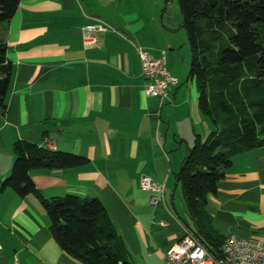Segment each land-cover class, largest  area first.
<instances>
[{"label":"crops","instance_id":"obj_1","mask_svg":"<svg viewBox=\"0 0 264 264\" xmlns=\"http://www.w3.org/2000/svg\"><path fill=\"white\" fill-rule=\"evenodd\" d=\"M166 3L21 0L0 27L13 64L7 111L0 113V264H82L53 238L35 195L1 189L19 139L89 159L79 168L34 171L32 179L48 198H100L133 264H163L188 232L187 207L176 201L177 176L197 135L205 138L216 127L201 112L188 73L183 19L166 18ZM99 21L110 29L85 31ZM139 47L155 58L165 53L169 72L179 77L164 99L145 92ZM143 176L165 184L160 207L141 189ZM208 211L223 236L264 243V146L234 158L217 194L208 197Z\"/></svg>","mask_w":264,"mask_h":264},{"label":"trees","instance_id":"obj_2","mask_svg":"<svg viewBox=\"0 0 264 264\" xmlns=\"http://www.w3.org/2000/svg\"><path fill=\"white\" fill-rule=\"evenodd\" d=\"M177 1L191 48L189 76L197 85L201 112L216 127L205 138L197 135L177 178L190 217L189 231L221 258L225 236L213 225L208 197L217 194L219 181L237 155L264 146V0ZM20 2L0 0V27L13 18ZM203 24L209 25V34ZM7 53L8 45L0 38L2 114L7 111L13 77V64ZM226 87H241L246 95L242 99L240 93L220 97L216 89ZM235 103L239 107L233 121L219 115L231 113ZM13 150L12 172L1 189H12L20 197L35 195L50 218L53 238L64 252L82 264H133L126 243L100 198L77 194L48 198L32 179L34 171L82 167L89 163L87 157L25 139L17 140Z\"/></svg>","mask_w":264,"mask_h":264},{"label":"built area","instance_id":"obj_3","mask_svg":"<svg viewBox=\"0 0 264 264\" xmlns=\"http://www.w3.org/2000/svg\"><path fill=\"white\" fill-rule=\"evenodd\" d=\"M109 29L110 27L101 21L85 27V31L104 32ZM85 41H89L88 37ZM138 52L141 73L147 80L146 94L164 99L168 95L169 86L179 84V78L169 72L165 53L162 58H155L141 47L138 48ZM141 189L152 193L149 199L152 206L160 207L165 203V184H159L149 176H143ZM161 224L166 225L165 222ZM163 264H264V243L230 234L225 237L222 244L221 258H217L188 230L183 238L167 250Z\"/></svg>","mask_w":264,"mask_h":264},{"label":"rangeland","instance_id":"obj_4","mask_svg":"<svg viewBox=\"0 0 264 264\" xmlns=\"http://www.w3.org/2000/svg\"><path fill=\"white\" fill-rule=\"evenodd\" d=\"M165 3H166V0H165ZM165 17H169V18H175V19H183L182 17V14L180 12V8H179V4H178V1L177 0H167V3L165 4ZM203 27H204V31L206 33H210V29H209V25L207 24H203ZM186 35H187V32L186 30H184ZM214 52L217 51V44L214 45V49H213ZM189 52H190V63H189V71H190V67H191V48L189 46ZM213 57V56H212ZM210 58L211 61H214L215 57L213 58ZM188 71V73H189ZM179 78V77H178ZM183 83L186 84L187 82L185 81V78L183 80ZM217 92L220 94V97H230L232 95H238V93H240L241 97L240 99H242L244 97V95H246L244 93V89L243 88H239L238 90H236V87H226V88H217L216 89ZM247 101L249 100V98H245ZM236 105L234 106V110L231 112V113H228V114H219V115H223L224 116V119H228L229 122L233 121L234 118V115L236 116L237 115V112H238V107H239V104L238 103H235ZM213 123V122H212ZM214 124V123H213ZM215 126V124H214ZM215 130V129H214ZM176 201L178 202V205L179 208L181 209V206L183 207L184 205H186L185 203V200H184V196H183V191H182V188L180 186V188L178 189L177 191V195H176ZM186 207V206H185Z\"/></svg>","mask_w":264,"mask_h":264}]
</instances>
